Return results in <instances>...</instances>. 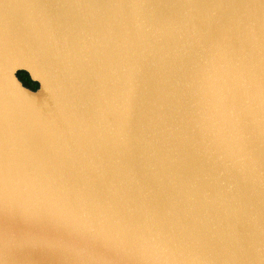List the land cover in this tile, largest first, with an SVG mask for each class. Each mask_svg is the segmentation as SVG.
<instances>
[{"label":"water","instance_id":"95a60500","mask_svg":"<svg viewBox=\"0 0 264 264\" xmlns=\"http://www.w3.org/2000/svg\"><path fill=\"white\" fill-rule=\"evenodd\" d=\"M0 264H264V0H0Z\"/></svg>","mask_w":264,"mask_h":264},{"label":"trees","instance_id":"16d2710c","mask_svg":"<svg viewBox=\"0 0 264 264\" xmlns=\"http://www.w3.org/2000/svg\"><path fill=\"white\" fill-rule=\"evenodd\" d=\"M19 77L22 78L24 80V84L32 89L36 88V86L34 85L35 82H33L30 77L29 74L25 71H20L19 72ZM25 78H27L29 80V82H27V79L25 80ZM21 79V80H22Z\"/></svg>","mask_w":264,"mask_h":264},{"label":"flooded vegetation","instance_id":"af4514ba","mask_svg":"<svg viewBox=\"0 0 264 264\" xmlns=\"http://www.w3.org/2000/svg\"><path fill=\"white\" fill-rule=\"evenodd\" d=\"M19 74V73H18ZM19 76V75H18ZM30 77V76H29ZM20 78V77H19ZM20 79H22V78H20ZM27 78H25V80H26ZM30 79H31V77H30ZM32 80V79H31ZM22 81H23V83H24V80L22 79ZM33 81V80H32ZM27 82H29V80L27 79ZM34 82V81H33ZM34 85L36 86V88H38V86H39V84L37 83V82H35L34 83ZM36 88H34V89H36Z\"/></svg>","mask_w":264,"mask_h":264}]
</instances>
